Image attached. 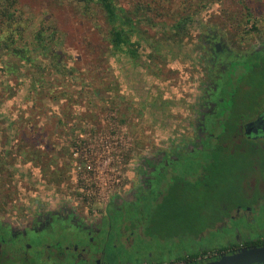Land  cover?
I'll return each instance as SVG.
<instances>
[{"label": "rangeland", "instance_id": "obj_1", "mask_svg": "<svg viewBox=\"0 0 264 264\" xmlns=\"http://www.w3.org/2000/svg\"><path fill=\"white\" fill-rule=\"evenodd\" d=\"M10 1L25 55L13 57L0 46V226L6 230L29 231L55 212H99L145 157L185 152L202 105L215 99L203 42L216 34L246 48L258 35L243 38L245 29L258 24L264 33V0H115L137 20L142 39L133 61L113 55L110 26L93 0ZM182 18L193 23L173 34ZM221 190L214 198L223 197ZM200 200L189 196L185 211L170 214L157 258L228 243L223 236L196 239L218 211L197 208Z\"/></svg>", "mask_w": 264, "mask_h": 264}, {"label": "flooded vegetation", "instance_id": "obj_2", "mask_svg": "<svg viewBox=\"0 0 264 264\" xmlns=\"http://www.w3.org/2000/svg\"><path fill=\"white\" fill-rule=\"evenodd\" d=\"M250 32L258 40L246 48L217 40L216 34L203 42L201 50L210 53L215 71V99L202 105L185 152L145 157L99 212L87 210L83 217L55 212L32 222L29 231L0 226L4 264H204L264 246V236L258 235L264 226V33L253 24L243 38ZM211 157L225 159L227 168H205ZM222 184L233 191L221 190L223 197L215 201L216 188L227 187ZM189 196L218 209L217 220L196 232V239L223 236L228 243L157 258L161 250H154L156 241L164 240L168 218L185 208Z\"/></svg>", "mask_w": 264, "mask_h": 264}, {"label": "trees", "instance_id": "obj_3", "mask_svg": "<svg viewBox=\"0 0 264 264\" xmlns=\"http://www.w3.org/2000/svg\"><path fill=\"white\" fill-rule=\"evenodd\" d=\"M93 1L101 6L105 13L107 23L110 26V43L112 45L113 55L117 56L121 54V56H127L133 61H137L139 58L138 48L141 45L140 40L142 39L139 37L140 35H138L136 29L137 20L122 12L115 3V0ZM12 8L14 7L10 0H3L0 4V46L6 47L9 50V54L13 57L24 56L25 54L23 52L25 50L19 46L24 47L25 45H17V41L15 40V38L17 39L18 36H21L23 27L15 19L17 9L11 12ZM192 21L190 18L179 19L172 26L173 34H179L185 31L193 23ZM227 130H225L223 136H227ZM227 166L228 164L225 159L219 158L217 160L215 157H211L207 161L205 168L226 169ZM220 179L224 180V177ZM204 198H207V196L204 195ZM213 200L217 201V198H213ZM201 206L203 205L201 204L196 207L199 208ZM185 209L186 207L183 208L184 211ZM5 259L6 255L2 252L0 254V264H4Z\"/></svg>", "mask_w": 264, "mask_h": 264}, {"label": "water", "instance_id": "obj_4", "mask_svg": "<svg viewBox=\"0 0 264 264\" xmlns=\"http://www.w3.org/2000/svg\"><path fill=\"white\" fill-rule=\"evenodd\" d=\"M204 264H264V246L242 248L235 253L224 254Z\"/></svg>", "mask_w": 264, "mask_h": 264}, {"label": "built area", "instance_id": "obj_5", "mask_svg": "<svg viewBox=\"0 0 264 264\" xmlns=\"http://www.w3.org/2000/svg\"><path fill=\"white\" fill-rule=\"evenodd\" d=\"M87 168L91 170V166H88Z\"/></svg>", "mask_w": 264, "mask_h": 264}]
</instances>
